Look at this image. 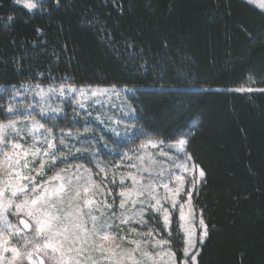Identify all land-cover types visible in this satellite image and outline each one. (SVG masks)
<instances>
[{
  "label": "trees",
  "instance_id": "obj_1",
  "mask_svg": "<svg viewBox=\"0 0 264 264\" xmlns=\"http://www.w3.org/2000/svg\"><path fill=\"white\" fill-rule=\"evenodd\" d=\"M38 86L129 88L138 139L184 138L204 172L194 194L208 229L198 264H264V9L248 0H41L35 9L0 0V126L20 89Z\"/></svg>",
  "mask_w": 264,
  "mask_h": 264
},
{
  "label": "rangeland",
  "instance_id": "obj_2",
  "mask_svg": "<svg viewBox=\"0 0 264 264\" xmlns=\"http://www.w3.org/2000/svg\"><path fill=\"white\" fill-rule=\"evenodd\" d=\"M16 97L0 126V264H198L204 172L186 139H138L125 87L38 86Z\"/></svg>",
  "mask_w": 264,
  "mask_h": 264
},
{
  "label": "crops",
  "instance_id": "obj_3",
  "mask_svg": "<svg viewBox=\"0 0 264 264\" xmlns=\"http://www.w3.org/2000/svg\"><path fill=\"white\" fill-rule=\"evenodd\" d=\"M262 9H264L261 5H259Z\"/></svg>",
  "mask_w": 264,
  "mask_h": 264
}]
</instances>
